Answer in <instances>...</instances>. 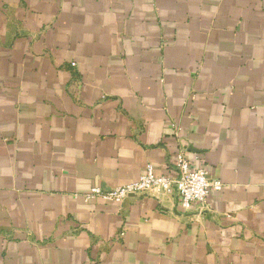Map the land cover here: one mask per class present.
Masks as SVG:
<instances>
[{
    "label": "crops",
    "instance_id": "0c3cea01",
    "mask_svg": "<svg viewBox=\"0 0 264 264\" xmlns=\"http://www.w3.org/2000/svg\"><path fill=\"white\" fill-rule=\"evenodd\" d=\"M0 264H264V0H0Z\"/></svg>",
    "mask_w": 264,
    "mask_h": 264
},
{
    "label": "built area",
    "instance_id": "2783aa9c",
    "mask_svg": "<svg viewBox=\"0 0 264 264\" xmlns=\"http://www.w3.org/2000/svg\"><path fill=\"white\" fill-rule=\"evenodd\" d=\"M172 170V176L156 175L152 164L146 163L136 180L109 189L93 185L87 190L85 197L87 200L101 198L122 202L125 198L135 195L174 194L183 209L194 208L201 212L205 208L208 193L222 188L221 181L212 179L205 168L191 165L184 149L176 152Z\"/></svg>",
    "mask_w": 264,
    "mask_h": 264
}]
</instances>
